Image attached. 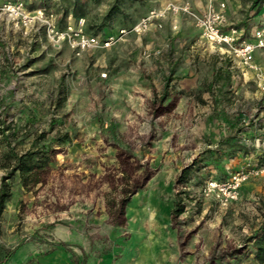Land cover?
I'll use <instances>...</instances> for the list:
<instances>
[{"label":"rangeland","instance_id":"obj_1","mask_svg":"<svg viewBox=\"0 0 264 264\" xmlns=\"http://www.w3.org/2000/svg\"><path fill=\"white\" fill-rule=\"evenodd\" d=\"M82 1L76 15L67 0H0V187L11 147L55 150L37 184L6 178L0 264H264L256 72L183 11L135 30L162 0ZM242 1L229 24L251 37L264 0ZM20 2L45 19L23 23L6 7ZM82 20L86 33L117 40L78 51L50 35ZM227 64L233 82L218 76ZM239 171L248 177L235 197L211 185Z\"/></svg>","mask_w":264,"mask_h":264},{"label":"built area","instance_id":"obj_2","mask_svg":"<svg viewBox=\"0 0 264 264\" xmlns=\"http://www.w3.org/2000/svg\"><path fill=\"white\" fill-rule=\"evenodd\" d=\"M164 1L165 3L162 7L150 9L135 26V30H147L155 20L165 17L168 11H183L193 19L196 26L201 29L203 37L213 47L219 48L223 52L230 53L238 60L239 64L253 69L257 75L258 85L264 92V71L261 70V67L255 61L257 51L259 49H264V10L260 23L253 28L252 36L246 37L240 28L229 24L226 0H202L204 1V7L201 10L196 9L190 1ZM22 5L23 4L20 2L14 5L8 4L6 7L14 13L17 12V17L21 18L26 25L35 18L45 19L43 9L38 10V13L32 17L30 12L22 8ZM83 22L82 20L78 27L70 24L66 30L61 32H54L55 30L51 28L50 35H52L54 39L55 37L58 39H68L72 46L78 49V51L97 47L101 44L109 46L117 40L115 35H110L106 39L100 40L98 35L86 33L83 29ZM126 33L127 29H121V34ZM101 41L103 43H101ZM247 177L248 173L239 171L233 175L231 181L228 183L221 184L211 182V185L219 186L225 191L228 189L230 195L235 197L238 188Z\"/></svg>","mask_w":264,"mask_h":264},{"label":"trees","instance_id":"obj_3","mask_svg":"<svg viewBox=\"0 0 264 264\" xmlns=\"http://www.w3.org/2000/svg\"><path fill=\"white\" fill-rule=\"evenodd\" d=\"M69 6L73 7V12L76 15L82 14L84 12V4L82 0H67ZM257 2V0H254ZM69 7L65 9L67 13ZM226 71V78L229 77L227 69H221L218 76H222V72ZM4 132V130H2ZM61 140H65L62 138ZM55 150L49 147L47 150L41 149V146L38 145V142L35 141L27 150L22 153L16 152L13 147H11L10 152L7 155L9 163H4L3 166H10V175L15 172H19L24 186L35 185L40 181V172L49 165V160L52 158ZM3 177V183L0 187V208L2 209L5 205V202L10 198L11 191L10 186L6 181V178ZM178 204V203H177ZM256 254L255 257L259 263H264V229L259 231L256 234ZM9 257V256H8ZM8 257L4 264H7Z\"/></svg>","mask_w":264,"mask_h":264},{"label":"crops","instance_id":"obj_4","mask_svg":"<svg viewBox=\"0 0 264 264\" xmlns=\"http://www.w3.org/2000/svg\"><path fill=\"white\" fill-rule=\"evenodd\" d=\"M163 3H165V1L162 0ZM192 2L194 3V5L198 8H203L204 7V1L202 0H192ZM243 4L244 2L242 0H227V14H228V18L230 20V18L233 16V13L236 12V11H241L242 8H243ZM257 16H259L260 18V15L258 14ZM261 20V18L259 19ZM241 29V28H240ZM242 30V29H241ZM243 31V30H242ZM246 36V35H245ZM248 37V36H246ZM260 53H261V50L259 49L256 53V57L255 59L260 62V59H259V56H260ZM223 68L224 69H227L228 70V73H229V77H228V80L231 81V78H235V72H233V65H230V64H227V65H223ZM229 81V82H230ZM228 82V83H229ZM233 82V79L232 81Z\"/></svg>","mask_w":264,"mask_h":264}]
</instances>
